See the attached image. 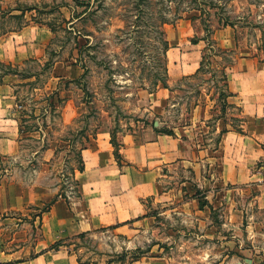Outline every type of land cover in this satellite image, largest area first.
<instances>
[{"label": "rangeland", "instance_id": "374dc122", "mask_svg": "<svg viewBox=\"0 0 264 264\" xmlns=\"http://www.w3.org/2000/svg\"><path fill=\"white\" fill-rule=\"evenodd\" d=\"M14 1L0 0V8L15 6ZM20 5L34 8L22 20L0 13V37L20 31L26 21L27 26L43 24L45 30L36 28V34L46 40L49 60L31 59L11 73L21 79L15 90L22 128L17 155L0 156V256L11 262L38 253L43 215L55 199L79 198L81 150L99 132L111 130L116 141H124L122 135H144L153 121L159 128L181 132L201 104L210 106L213 114L206 120L208 128L199 131L209 130L204 141L215 147L223 113L230 111L226 118L239 119L231 114L238 109L226 101L222 79L231 54L213 58L195 77L192 73L172 82L165 79L174 91L166 110L148 114L149 101L141 92L156 90V82L165 77L168 43L176 48L196 39L202 52L207 49L213 56L209 39L218 45V30L230 22L236 38L257 40L264 50V0H21ZM87 39L92 46L82 49L83 60H78ZM6 68L0 64L1 72ZM29 74L33 77L26 79ZM57 87L66 88L65 99L57 97ZM65 102L71 122L62 117ZM167 185L175 191L172 200L150 203L151 217L136 228H99L57 242L79 261L92 264H132L137 247L161 264H264L255 256V246L264 247V238L247 240L252 229L246 220L237 216L224 224L219 209L206 207L207 188L197 185L191 168L177 167ZM199 207L204 210L199 212ZM57 242L50 248H59Z\"/></svg>", "mask_w": 264, "mask_h": 264}, {"label": "crops", "instance_id": "0c3cea01", "mask_svg": "<svg viewBox=\"0 0 264 264\" xmlns=\"http://www.w3.org/2000/svg\"><path fill=\"white\" fill-rule=\"evenodd\" d=\"M36 28L44 29V25L25 26L0 37V61L21 66L31 59L49 60L46 40L36 34ZM217 36L218 45L232 52L226 66L225 88L230 93L228 104L238 109L237 114H231L239 119L226 118L230 111L223 113L218 120L222 127L217 126L216 146L204 141L205 134L209 139V130L199 131L208 128L206 120L213 114L210 106L201 104L196 106L191 123L174 135L160 133L152 124L146 127L144 135H122L125 140L119 141L121 161L115 154L111 130L99 132L81 150L84 168L76 175L79 198L73 202L57 199L44 213V238L39 242L42 247L38 253L12 262L3 261L0 256V264H83L66 245L61 244L59 248H50V245L99 228H136L138 222L151 217L150 203L172 200L175 191L167 182L179 166L191 168L197 185L206 186V207L219 209L226 220L224 224L240 216L252 229L247 240L264 238V50L257 40L240 41L232 26L218 30ZM186 41L188 45L183 46ZM186 41L178 43L176 48L169 44L167 49L170 82L195 73L201 66V43ZM186 66H190V72ZM16 77L10 73L0 82V156L4 157L16 156L20 147L21 121L16 115L15 87L21 79ZM57 90V97L65 99L66 88L57 87ZM173 92L171 86L164 85L154 91L143 89L141 95L149 101L148 114H163ZM62 117L64 122L72 120V115L66 113V102ZM155 126L158 127V122ZM186 183L182 182L184 186ZM219 197L222 198L218 200ZM249 210L253 212L248 213ZM255 249V256L264 259V247L255 246ZM132 264L161 263L151 255Z\"/></svg>", "mask_w": 264, "mask_h": 264}, {"label": "trees", "instance_id": "16d2710c", "mask_svg": "<svg viewBox=\"0 0 264 264\" xmlns=\"http://www.w3.org/2000/svg\"><path fill=\"white\" fill-rule=\"evenodd\" d=\"M16 1V5L15 6H13V5H11V4H9V6L7 7V8H0V13H2L3 15H8V16H11V17H13V18H17V19H24L25 17H26V13L28 12V11H32V9L34 8V7H22V5H20V2H21V0H15ZM14 1V2H15ZM89 2H90V0H89ZM73 17H75V15L73 16ZM77 18H79V16L77 17ZM76 18V19H77ZM192 19L194 20L195 19V17H192ZM73 21V20H72ZM21 24V23H20ZM28 25V22L26 21V22H24L23 24H21V25H19V29H22L23 27H25V26H27ZM223 25L224 26H228V25H230V26H234L232 23H230V22H224L223 23ZM50 26V25H49ZM50 28L53 30V27H51L50 26ZM18 29V30H19ZM14 31H17V29H15ZM0 34H2V33H0ZM85 34V36H86V38H88L87 37V35L88 34H86V33H84ZM78 36H80V35H78ZM193 40V42H199L198 40H196V39H192ZM87 41V43L84 45V46H82V48L81 49H79V51H78V53H79V57H78V60L80 59V60H83L82 59V54H81V50L82 49H85V50H88V49H90L91 48V42H90V40H86ZM168 45H169V43H168ZM209 46H210V48H211V51H212V53L211 54H213V56H211L210 55V53H208V51H207V49L205 50H203V52H202V61H201V66L198 68V70L195 72V74H193V75H191L190 77H195L196 75H198L199 73H201L206 67H208L210 64H212V62H211V60L214 58V61H217V59H215V57H224L226 54H231L232 52L231 51H227V50H224L223 48H221L219 45H214V43L209 39ZM169 48V46L167 47V49ZM167 49H166V52H167ZM77 60V61H78ZM0 64H5L4 62H1L0 61ZM7 64V63H6ZM47 64V63H46ZM7 66H8V68H6V70L5 71H0V82H2V79H3V77L5 76V75H7V74H10V73H13V68L15 67V66H13L12 64H7ZM226 66H227V63L226 64H224L223 65V70H222V79H223V81L225 82L224 83V86L226 85V80H227V73H226ZM84 68H86V70L84 71V74L86 73V71H87V68H88V66L86 65V64H84ZM29 76H33L32 74H29L28 75V77H26V78H30ZM168 77H169V74H168V67H167V64L165 65V77H161L160 78V82H156V87H158L160 84L159 83H161L162 85H164V86H169L168 85V83L166 82V80L165 79H167L168 80ZM186 78H190L189 76L187 77V76H185ZM226 89V88H225ZM227 90V89H226ZM226 99H227V97L230 95V93L228 92V91H226ZM227 101V100H226ZM157 123V121H153L152 122V126H154V128H155V130H157L158 132H160V133H167V134H171V135H174L175 134V132H174V130L173 129H169V128H159V127H157V126H155V124ZM22 132V128H21V126H20V133ZM111 135H112V143H113V145L115 146V154H116V157L120 160V158H121V154H120V143L118 142V141H116V136H115V134H114V132L113 131H111ZM84 148V147H83ZM81 159H82V157H81ZM82 164H83V162H82ZM84 168V165H82L79 169L80 170H82ZM56 200V199H55ZM54 200V201H55ZM205 204L202 202L201 203V206L203 207ZM49 209L47 208L45 211H48ZM85 234L84 233H81V234H79L78 236H76V237H82V236H84ZM60 241H62V240H60ZM58 243V242H57ZM57 245H61V244H57ZM52 248H57L56 247V245L54 244L53 246H52ZM146 255V253H144V251H142V248L141 247H137L136 249H134V251L132 252V255H131V260H130V263H132V262H134V261H137V260H139V259H141L143 256H145ZM81 263H83L84 264V262H82V261H80Z\"/></svg>", "mask_w": 264, "mask_h": 264}]
</instances>
